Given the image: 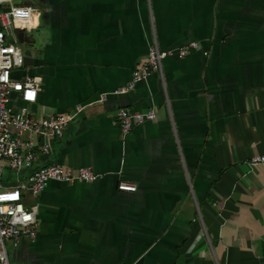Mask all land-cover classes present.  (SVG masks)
<instances>
[{"label": "crops", "instance_id": "1", "mask_svg": "<svg viewBox=\"0 0 264 264\" xmlns=\"http://www.w3.org/2000/svg\"><path fill=\"white\" fill-rule=\"evenodd\" d=\"M13 3L40 13L25 34L38 46L13 75L40 79L29 114L82 109L29 169L13 174L1 162L3 187L47 164L100 177L23 192L35 237L8 247L9 263L264 264V163L248 164L264 152V0ZM153 39L197 47L163 60L164 89L151 73L99 101L126 84ZM119 108H151L155 118L121 135Z\"/></svg>", "mask_w": 264, "mask_h": 264}, {"label": "built area", "instance_id": "2", "mask_svg": "<svg viewBox=\"0 0 264 264\" xmlns=\"http://www.w3.org/2000/svg\"><path fill=\"white\" fill-rule=\"evenodd\" d=\"M14 0H0V163L4 162L13 174L27 170L36 160V151L46 152L49 139L60 138L67 123L82 109L75 105L71 111L33 117L29 114L27 105L35 101L41 89L38 77L25 74L15 79L14 73L21 68V42L17 34H27L38 27L39 11L29 4H14ZM197 43L192 41L177 49H161L153 39L147 47L145 59L130 73L129 80L123 87L99 96V101L107 94H123L137 83L143 82L151 73H156L164 89L162 62L175 54L181 58L189 49H195ZM204 54V53H203ZM15 92L16 99L23 105L14 106L11 94ZM118 131L127 134L133 126L155 118L151 108L143 111L119 108L114 113ZM25 135L23 138L22 136ZM36 139H43L36 142ZM264 163V152L248 159L249 166ZM100 177L89 167L79 166L67 169L58 164L41 165L33 169L22 180L8 187H3L0 175V264H10L7 248L16 249L21 238L30 241L35 237L36 217L35 207H26L22 202V192L36 197L48 181L73 183L75 181L90 183ZM116 188L122 191H134L131 183L118 181Z\"/></svg>", "mask_w": 264, "mask_h": 264}, {"label": "water", "instance_id": "3", "mask_svg": "<svg viewBox=\"0 0 264 264\" xmlns=\"http://www.w3.org/2000/svg\"><path fill=\"white\" fill-rule=\"evenodd\" d=\"M17 40L21 42V58L24 61L26 58H31L33 56L34 50L38 46L36 39L31 38L30 36H25L23 34H17ZM16 93L11 94V98H15ZM23 101H19V105H23Z\"/></svg>", "mask_w": 264, "mask_h": 264}, {"label": "rangeland", "instance_id": "4", "mask_svg": "<svg viewBox=\"0 0 264 264\" xmlns=\"http://www.w3.org/2000/svg\"><path fill=\"white\" fill-rule=\"evenodd\" d=\"M23 193V192H22ZM14 258V251H12L10 254H9V260H13Z\"/></svg>", "mask_w": 264, "mask_h": 264}]
</instances>
